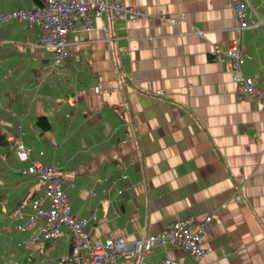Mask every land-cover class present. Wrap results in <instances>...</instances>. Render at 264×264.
I'll list each match as a JSON object with an SVG mask.
<instances>
[{"label":"crops","instance_id":"crops-1","mask_svg":"<svg viewBox=\"0 0 264 264\" xmlns=\"http://www.w3.org/2000/svg\"><path fill=\"white\" fill-rule=\"evenodd\" d=\"M120 1L142 15L102 14L88 30L75 19L65 36L68 58L50 71L37 27L0 24V131L13 141L9 157L0 149V249L9 241L17 250L11 264H62L70 249L65 227L41 241L46 263L32 260L36 245H15L35 227L20 233L14 224L42 194L39 181L20 174L27 162L16 159L14 146L21 140L31 159L57 165L89 238L131 243L174 217L198 221L214 209L199 261L180 248L154 246L146 262L168 256L180 264H264V111L237 96L229 61L210 53L234 35L227 1ZM31 2L0 0V13ZM245 2L242 71L264 86V0ZM38 116L48 130L34 123Z\"/></svg>","mask_w":264,"mask_h":264},{"label":"built area","instance_id":"built-area-1","mask_svg":"<svg viewBox=\"0 0 264 264\" xmlns=\"http://www.w3.org/2000/svg\"><path fill=\"white\" fill-rule=\"evenodd\" d=\"M235 19L232 28L234 34L224 45L213 44L211 55L216 59H227L230 63V80L238 97L249 96L254 99L261 111H264V86L258 85L257 76L245 75L242 65L248 56L243 51L240 33L248 27L245 0H226ZM107 14L112 19L125 20L130 16H141L136 8L123 5L120 0H37L25 7L0 13V24L12 20L25 21L37 27V43L45 52L51 53L49 71L59 67L68 58L65 36L74 29L78 19L83 29L88 30L91 22ZM105 30V28H104ZM32 148L17 140L14 154L19 162H27L20 170L23 176H31L42 184V194L31 198L30 213L25 220L14 224L15 232H24L35 227L16 247L26 243L35 244L57 237L61 228L70 233V249L62 264H123L124 256L134 257L136 264L147 263L145 257L154 246L180 248L186 254L199 261L204 250L201 238L206 228L215 219L216 211L207 210L198 221L190 217H174L159 233L143 235L139 240L128 243L123 237L111 239L89 238L83 231L87 219L78 217L70 208L68 197L62 190L61 178L55 163L44 164L31 159ZM41 154V152H39ZM239 200L238 196H234ZM94 220V216H91ZM5 229V227H1ZM10 260L2 264L9 263ZM157 264H180L177 260L165 256Z\"/></svg>","mask_w":264,"mask_h":264},{"label":"rangeland","instance_id":"rangeland-1","mask_svg":"<svg viewBox=\"0 0 264 264\" xmlns=\"http://www.w3.org/2000/svg\"><path fill=\"white\" fill-rule=\"evenodd\" d=\"M30 147V146H29ZM57 173L60 175V173L57 171ZM41 183V182H40ZM8 243V248L9 249H5V250H2V249H0V254H1V256H0V264H2V263H4V262H6L7 260H10V262L9 263H7V264H11L13 261H14V259H16L15 257H14V255L16 254V255H18L19 253H17L16 251V249H13V247H11V244H10V242L9 241H7ZM52 244H54V241H52L51 242V245ZM33 245H36V249H35V251H33V250H31L30 252H31V256H32V260H41L40 262L42 263V262H45L46 263V260H47V257H49L48 256V252H47V250L46 249H43L42 247H41V242H38V243H35V244H30V243H27L24 247H26V249L27 248H30V247H32ZM35 253V254H34ZM42 257V258H41ZM31 258V257H30ZM34 258V259H33ZM33 262V263H32ZM36 262H34V261H31L29 264H35ZM36 264H38V263H36ZM47 264V263H46Z\"/></svg>","mask_w":264,"mask_h":264},{"label":"trees","instance_id":"trees-1","mask_svg":"<svg viewBox=\"0 0 264 264\" xmlns=\"http://www.w3.org/2000/svg\"><path fill=\"white\" fill-rule=\"evenodd\" d=\"M33 2H37V0H32ZM40 129L41 132L49 129V124L47 123L45 117L38 116L35 118L34 122ZM13 141L8 139L6 134L0 131V149L4 151L5 156L9 157L12 153ZM5 194L0 190V203L4 200Z\"/></svg>","mask_w":264,"mask_h":264}]
</instances>
